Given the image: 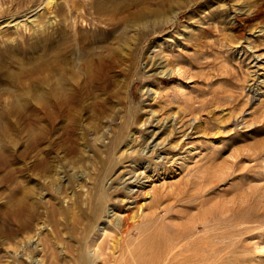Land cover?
<instances>
[{"label":"rangeland","instance_id":"1","mask_svg":"<svg viewBox=\"0 0 264 264\" xmlns=\"http://www.w3.org/2000/svg\"><path fill=\"white\" fill-rule=\"evenodd\" d=\"M95 1L0 0V264H160L165 246L121 256L134 207L129 242L185 231L196 264H264V0H151L114 27ZM107 49V84L68 80L51 124L50 65Z\"/></svg>","mask_w":264,"mask_h":264},{"label":"bare ground","instance_id":"2","mask_svg":"<svg viewBox=\"0 0 264 264\" xmlns=\"http://www.w3.org/2000/svg\"><path fill=\"white\" fill-rule=\"evenodd\" d=\"M101 1H103V0H97V1H95V4H94L95 6L94 5L93 6L98 9V14L99 13H102V12L104 14L106 13L105 15H108L107 16V23L111 27H114V26H117L118 24L122 23L123 21L124 22L125 21L126 22L128 21L127 23H129V22L135 21L137 18H140V17H143L144 15H146L148 13V11L145 8L146 6H144V5L146 3H148V2H150L151 0H129V1L123 2V3H117L116 0H111L112 2L110 4H112V5L108 4L109 6H107L105 2L104 3L103 2L101 3ZM131 6H134L135 7L134 10H132V8L130 9ZM125 10H128L127 11L128 13H122ZM99 11H101V12H99ZM104 14H100V17H103ZM17 23H19V21H17ZM81 39H82V37H81ZM54 40H55V38H54ZM52 44H53V39H52ZM56 51H54V53ZM107 51L108 52L106 54H104L103 52H100V51H94V52H92L93 54H91L89 58H86L87 57L86 56L85 59L83 60V63H81L79 65V68L81 69L80 70L81 72H79L77 69L71 68L69 66V64H68V61L69 60L67 58L66 59L68 61L66 59L65 60H62V61H65V62H63V64L61 66L56 65V63L53 64V67H52V65H50L49 75L51 77H52V75H54V77H52V80H51L49 78V76H48L47 83H49L48 84L49 87L47 88L45 86L46 87L45 92H37L36 94H34L33 91L32 92L35 95V100L37 101V103L40 106V108L46 113L47 117L50 118V120H51L50 122H52L51 124H54L52 120L56 121V116H54V114H55L54 111H56V110H58L60 108L65 107L67 105V103L69 102V97L70 98L72 96L74 97V95L71 94L72 95L71 96L69 94V93H71L72 90L70 89L71 90L70 92L65 91L66 89L65 88L63 89V85H65L66 88L69 89L70 88V85H71L69 82H72V83H74V86H76V87H79L80 86L79 89L82 87V90L83 91L86 90L87 93H89V91H91V90L94 89L93 88L94 86L104 87L105 84H107V83H105L104 81L101 80V79H103V80L104 79H107V78H104V77L108 76L107 74H108L109 69H110L109 64L112 63V62H110L111 61V56H110V54H108V53L111 52V49H109V50L107 49ZM54 53H52V55ZM55 54H54V56H55ZM111 67H112V65H111ZM78 76H80V78H82L81 80L78 79V81L81 82L80 84L78 83V81L76 82L79 85L78 84H75V82H74L75 80H77V77ZM68 80H69V82H67ZM72 80H74V81H72ZM68 83L70 84L68 86L69 88L67 87V84ZM75 94L77 95L78 93L76 92ZM77 97H74V99L77 98ZM52 107H53L54 110H52ZM69 108H70V102H69ZM65 111H66V109H65ZM57 112H59V111H57ZM57 116H58V114H57ZM57 119H58V117H57ZM34 122H35V120H34ZM31 125H33V127H30V128L28 127V130L29 129L30 130L27 131V132H30L29 135L30 134H34V136H35V132L33 131V130H35L34 124H31ZM27 136H28V133H27ZM30 136L32 137V135H30ZM64 137H65V139H67L66 135H64ZM34 138H38V137H34ZM32 141H33L32 142V144H33V143H35L34 141H37V139H35V140L32 139ZM150 161H151V159L149 160V164H150ZM151 163H152V161H151ZM156 164L157 163L154 162V165H156ZM154 167H156V166H154ZM140 171H142V170H140ZM140 173H142V172H139V174H136L135 175V177H136L135 180L138 181V182L139 181L141 182L140 178L142 176L140 175ZM147 177H148V175H147ZM125 186L126 185H124L122 187L119 186V187H120V189L123 188V187L126 189L127 187H125ZM95 187H96V189H94V192L92 193V197H93L92 208H93V212L95 214H98L99 215L101 213V211H106L107 210L108 202L111 201L110 199L112 198L113 195L112 194H109V192H107L108 190L106 191L103 188H101L100 186L95 185ZM126 191L129 192L130 189H127ZM127 194H128L127 199L128 198L129 199L131 198L130 201H133L134 196L132 195V193H127ZM127 194H125V195H127ZM123 199L124 198H122V200ZM139 206H140V204H139ZM50 208H51V206H50ZM129 210L127 211L128 212L127 213L128 216L125 217L126 219L123 222H120L119 221V217L117 218L116 216H114V221H115L114 223H116L118 225L119 232L121 233V235H119V237L118 236H117V238L115 237L116 238V243H118V244L120 243L122 245V247H121V254L122 255L121 256L123 258H125V259H127V258L136 259V257L139 254L142 255L139 252H141L143 249L145 250V252H147V251H152L153 249H155V248H157L159 246H165V253H163V258H161V256H160V258H161L160 259V262H159L160 264H170V262H173V264H196V263L199 262V261L198 262L196 261V263L193 262V260H195V258L197 257L196 256L197 253L191 255L189 253H185L186 251L184 252V249H187V247H186L187 243L186 242H183V241L181 242V239L187 233L185 231H182L180 233L179 232H175V235H173L172 237L168 238L169 240H164L163 238H158V237L155 236L159 232L158 228H155V229H153V232L150 233V235H152V236H150L148 238L149 240H147L146 242L144 241V239H137V240H134L132 242H129V240L127 239L126 235H127L128 231L130 230V228L132 227V225L135 224L136 217L138 216V214L136 213V211L134 212L135 207H134L133 211H129ZM20 211H22L21 208H20V210L19 209H15L11 213V216L13 218H16L15 220H17V221H18V219H20L19 218ZM51 213H53V210L52 209H51ZM94 213H93V215H94ZM8 216H7V218H8ZM110 222H112V221H110ZM154 226H155V224H154ZM149 232H151V230ZM149 232L146 231V234H148ZM198 241H201V240H198ZM199 244H200V242L198 243V245ZM192 245L191 246L188 245V246L189 247H192ZM197 247H199V246H197V244H196V248ZM139 248H141V249L139 250ZM189 249H191V248H189ZM125 250H126V253H125ZM144 250H143V252H144ZM160 251L161 250H159L158 253H160V255H161V252ZM198 251H200V250H198ZM199 253L200 252H198V254ZM157 258H158V256H157ZM125 259H123V260H125ZM81 260H82V263L83 264H90V261H89V259H87V257H83ZM208 262H209V260H208ZM202 263H204V262H202Z\"/></svg>","mask_w":264,"mask_h":264}]
</instances>
